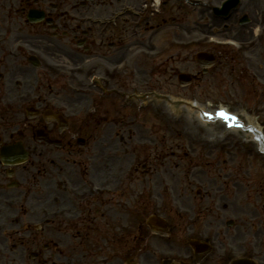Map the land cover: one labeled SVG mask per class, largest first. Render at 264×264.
<instances>
[{"label":"flooded vegetation","instance_id":"af4514ba","mask_svg":"<svg viewBox=\"0 0 264 264\" xmlns=\"http://www.w3.org/2000/svg\"><path fill=\"white\" fill-rule=\"evenodd\" d=\"M57 1L16 0L22 12L31 8L44 11L47 3L53 6V12L48 15L55 24L56 41L44 37L43 25L33 27L34 35L21 28L12 29L5 23L0 26V204L18 196L22 189L28 195V202L34 205L23 225V235L18 238L26 264H61L62 243L51 234L61 228L52 225L51 233L34 231L30 222L63 206L71 207L69 211L78 217L65 230L78 233L80 238H90L89 244L80 242L70 249L63 264L75 255L83 256L82 262L90 264H119L128 258L140 264H228L231 254L239 251L253 257L255 234L244 220L235 219L231 228L236 234L230 235L219 229L222 221L217 224L210 211L208 214L195 211L173 232V238L154 241L151 249H144L143 214L124 211L123 215L119 214L120 202L104 194H94L87 201L80 197L88 189L90 178L100 180L120 159L115 151L109 154L118 145L115 140L112 146L106 142L108 132L111 137L119 134L118 142L140 132L130 129L135 117L127 113L131 104L126 97L128 77L126 73L114 76L116 63L126 56L116 51L121 48L119 42L123 36H101V26L78 24L67 12L58 11L65 1L59 0L58 4ZM233 22L238 27L235 39L242 42L252 39L250 29H240L246 24H239V17ZM187 49L212 54V65L201 69L205 73L216 67L221 69L229 59L234 61L231 69L234 82L264 97V72L250 64L247 57L232 51L194 45L191 48L190 44ZM31 55L36 57L34 65ZM170 62L168 59L166 67L160 65L156 69L172 72ZM95 75H102L105 81L94 80ZM106 123L111 125L110 130L107 126L109 131L102 132L101 127ZM8 149L21 151V163L4 160L2 153ZM58 152L60 155L56 157ZM138 166L141 170L145 168L143 162H138ZM32 189L38 193L30 195ZM70 190L79 196H75L76 200L70 197ZM202 216H208L209 224H200L206 220ZM222 237L225 240H220ZM184 238L213 241L214 245L197 261L191 248L182 245ZM98 245L101 249L95 251ZM79 248H90V251ZM262 258L264 261V248Z\"/></svg>","mask_w":264,"mask_h":264},{"label":"rangeland","instance_id":"374dc122","mask_svg":"<svg viewBox=\"0 0 264 264\" xmlns=\"http://www.w3.org/2000/svg\"><path fill=\"white\" fill-rule=\"evenodd\" d=\"M121 1L123 0H104V2H95L92 7L96 8L95 11L98 12L97 14H105L107 10L110 9L107 7H112V9L118 7ZM127 1H130V3H137L140 0ZM174 1L177 2H173V0H163V3L161 2L162 4L159 6L162 10L161 14L153 17L148 23L143 25L141 37L135 38L133 41L130 40L131 43L144 42L148 45H152L151 48L157 51L154 56V58L157 56V60L144 61L145 63L139 64L142 65L139 66V72L144 74L143 77L148 80L149 84L157 83L161 89L172 90L177 93H182V91L188 92L189 90V92L202 93L207 97H234L233 94L236 96L240 95L245 97L248 102H259V105L262 107V105H264V98L261 93L251 92L252 89L248 91L242 86H240L241 90L238 93V90H234L233 84L231 85V83L224 82V84H219L213 82L219 80V77L225 80H231V78H229L231 70L229 71L228 65L231 64L232 67L233 62L224 64L222 66V71L216 70L207 76L198 73L197 75L201 76L199 77L201 80H198V82L201 81L198 90H196L195 86L200 83H191L186 87H180L175 78V72L168 74L156 69V67L160 65H163V67L164 65L167 66L166 62L168 59L171 61L175 58L174 55L166 49V46L172 43V41L178 42V39L187 40L195 37V35H197V30H199V25L196 21L200 17H208L203 9L190 11L183 5L182 0ZM261 1L262 0H260V2L259 0H247V4L236 14L241 15L244 12L250 17L248 19L249 24L240 29H250L251 32L254 31L256 26L255 16L259 14L264 15L263 13H257L258 9L264 12L262 9L264 5ZM3 10L4 9L0 8V11ZM2 14L6 15V12H2ZM129 22L130 20H128V22H122L120 25V32L118 31L126 40L129 34L127 30ZM218 24L216 28L224 32L225 26ZM237 29V26H230V29L225 31L226 33H223L222 37H228V35H230L229 33L236 32ZM194 33L196 34L193 35ZM209 33H212V31ZM240 37L241 39L250 38V36ZM125 46L126 47H123L124 49L127 48V50H132V47L128 46V44ZM251 56L252 61L250 64L256 65L255 68L261 69L262 72H264V47L254 49ZM191 61L194 62L193 59L189 60V63L185 62L180 65L179 69L183 70L191 65L193 68L191 71L195 73L198 69ZM188 70L190 69L188 68ZM226 88L231 89V91H226ZM260 99L263 100L260 101ZM251 104H253V102H251ZM142 116L134 115L138 120L142 119L143 128L141 131H143V138L150 130L158 129L161 131L158 132V135L152 134V138L157 139L162 147V149L157 150L159 154L158 175L157 177L151 178V180L143 178V200H147L151 193L152 200L158 203V206L153 208L154 211L169 215L171 214L169 208H189L190 206H197L196 189L202 190L205 188L204 190L208 192V194H212L214 198L212 209H220L224 214L230 215L242 212L254 214L255 216H260L261 213L264 215V168L259 158H246L240 150H236V148L230 146L229 143H220V146L217 148L211 146V143L208 141H206L204 145H200L202 144L200 140L190 137L187 138L184 130L179 126L172 125L173 123H171L170 129H168L164 127L165 125L163 123L159 125V121L150 123L152 119H149L146 114ZM107 126H109L110 130L111 125L106 123L101 127V131H109L106 128ZM111 130H113V128H111ZM173 131L176 134H174ZM108 133L109 137L106 139V142L112 146L113 137L110 136V132ZM116 136L121 138L119 134ZM157 152L155 151L154 153L157 154ZM59 155L60 153L58 152L56 157ZM127 155L128 158L130 157L133 159L134 157L131 152H127ZM142 155L146 156L147 152L143 151ZM62 159H64V157H62ZM127 184L130 191L138 186V182L129 179L127 180ZM146 194H148V197H146ZM145 212L147 211L144 208L143 213ZM52 233L61 240L63 247H69L70 244L75 243V236L78 235L76 232L65 229H58ZM149 235L150 233L146 231L147 240L151 241L152 238ZM130 244L132 245L133 243L131 242Z\"/></svg>","mask_w":264,"mask_h":264},{"label":"snow or ice","instance_id":"6c2138e0","mask_svg":"<svg viewBox=\"0 0 264 264\" xmlns=\"http://www.w3.org/2000/svg\"><path fill=\"white\" fill-rule=\"evenodd\" d=\"M219 118L222 119V120H225V121H228V120L234 119L233 117L228 116V115H227L226 113H224V112H220V113H219Z\"/></svg>","mask_w":264,"mask_h":264},{"label":"bare ground","instance_id":"6f19581e","mask_svg":"<svg viewBox=\"0 0 264 264\" xmlns=\"http://www.w3.org/2000/svg\"><path fill=\"white\" fill-rule=\"evenodd\" d=\"M191 118H192V117H191ZM191 118H190V122H192V119H191ZM180 125H181V123H180ZM182 128H183L185 134H187L188 127H187L184 123H182Z\"/></svg>","mask_w":264,"mask_h":264}]
</instances>
